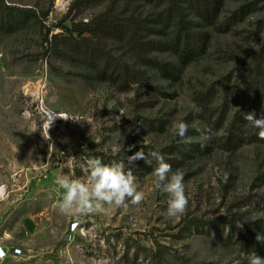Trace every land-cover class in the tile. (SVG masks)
Wrapping results in <instances>:
<instances>
[{"label": "rangeland", "instance_id": "rangeland-1", "mask_svg": "<svg viewBox=\"0 0 264 264\" xmlns=\"http://www.w3.org/2000/svg\"><path fill=\"white\" fill-rule=\"evenodd\" d=\"M1 1L12 9L0 20V199L15 203H0V236L38 233L62 248L78 222L69 264H246L253 250L264 257V240H257L264 237V180L257 181L264 176V142L220 148L225 130L215 123L225 111L226 127L239 110L264 109L240 77L242 65L264 59V0H219V21L201 26L212 35L209 53L176 81L139 63L125 42L85 34L146 72L142 82L118 83L100 80L73 58L68 33V39L53 35L110 6L124 16L152 17L161 9L158 0H69L65 8L58 0ZM154 55L176 62L169 53ZM209 88L216 95L213 118L196 102ZM50 112L69 120L51 119ZM177 122L188 124L184 138L175 133ZM208 128L214 135L204 141ZM141 148L160 152L183 173L189 199L183 215L166 216L168 195L155 187V160L128 163ZM100 154L123 160L145 199L136 206L129 201L127 209L61 214L57 176L83 179L81 165ZM24 199L31 203H19Z\"/></svg>", "mask_w": 264, "mask_h": 264}, {"label": "trees", "instance_id": "trees-1", "mask_svg": "<svg viewBox=\"0 0 264 264\" xmlns=\"http://www.w3.org/2000/svg\"><path fill=\"white\" fill-rule=\"evenodd\" d=\"M96 1V0H86ZM131 1V0H130ZM155 1V0H150ZM160 10L152 17L124 16L110 6L103 13L87 22L76 23L73 27H64L65 32L53 35L68 39L65 33L75 42L68 44L73 58L87 63L100 80L112 82H142L146 80V72L136 69L128 62L116 57L111 51L99 43H94L95 36L118 39L127 44L133 51L136 60L158 70L169 80H180L183 68L204 58L212 46V35L203 29V24L215 25L221 16L219 0H158ZM0 0V20L9 18ZM4 5V4H3ZM244 11H242V14ZM241 14V15H242ZM244 16V15H243ZM193 17V18H191ZM201 27V28H200ZM78 33L79 39L74 37ZM90 34L92 37L84 36ZM54 40V41H55ZM155 52L173 55L176 62L160 60ZM264 59L258 56L253 65H242L240 70L241 83L247 93L253 94L258 106L264 108ZM215 91L209 88L203 95L196 97V102L204 113L209 112L215 102ZM255 112L259 118L264 109L256 106L239 110L225 127L227 113L219 117L215 123L225 130L218 146L226 150H236L253 142H264L258 138V129L244 119L246 113ZM213 114V113H212ZM214 116V115H213ZM202 149V148H201ZM204 150V148H203ZM104 164L116 162L115 157L100 154ZM264 180L263 177H258Z\"/></svg>", "mask_w": 264, "mask_h": 264}, {"label": "clouds", "instance_id": "clouds-1", "mask_svg": "<svg viewBox=\"0 0 264 264\" xmlns=\"http://www.w3.org/2000/svg\"><path fill=\"white\" fill-rule=\"evenodd\" d=\"M244 119L250 122L259 131L260 140H264V113L259 118L255 112L246 113ZM178 137L184 138L188 133V124L177 122L173 125ZM204 141H210L214 133L211 128L201 133ZM206 144H201V148ZM129 164L135 161L144 160L151 164L152 160L157 162L153 170L155 187L168 195L166 216L175 218L183 215L189 203L186 195L184 175L181 171L172 170V165L165 161L164 156L158 151L145 153L143 148L127 157ZM85 173L83 179H72L65 175H58L56 184L64 190L62 200L57 204L61 214L75 216L85 213L105 212V206H116L127 209L129 201L131 205H140L145 199L143 191L138 190L136 177L133 171L128 168L123 160L104 164L100 158H91L86 164L81 165ZM3 194V186H0V195ZM257 240H264V237L257 236ZM246 264H264V257L258 255L254 250L248 252L244 257ZM236 264H241L240 260Z\"/></svg>", "mask_w": 264, "mask_h": 264}, {"label": "crops", "instance_id": "crops-1", "mask_svg": "<svg viewBox=\"0 0 264 264\" xmlns=\"http://www.w3.org/2000/svg\"><path fill=\"white\" fill-rule=\"evenodd\" d=\"M11 194L12 193H10V195ZM0 203L15 202L7 197L0 199ZM19 203L31 202L24 199ZM37 203H43V201ZM3 209L2 205H0V215L3 212ZM42 218L43 217H39L38 219ZM67 240L68 242L65 244V247L56 248V244L52 238L43 237V235L38 233L28 236L24 235L17 238H13L9 236V234H7L6 237L0 236V247L8 252V256L0 264H69L67 259L68 256H70L68 247L73 241H69L68 238ZM14 249H21L22 253H18L14 251Z\"/></svg>", "mask_w": 264, "mask_h": 264}, {"label": "built area", "instance_id": "built-area-1", "mask_svg": "<svg viewBox=\"0 0 264 264\" xmlns=\"http://www.w3.org/2000/svg\"><path fill=\"white\" fill-rule=\"evenodd\" d=\"M79 223L78 222H73L71 225V230L69 233V240L70 241H74L76 238V229L78 227ZM18 253H20V251H17ZM8 256V252L3 249L2 247H0V263L6 259V257Z\"/></svg>", "mask_w": 264, "mask_h": 264}, {"label": "bare ground", "instance_id": "bare-ground-1", "mask_svg": "<svg viewBox=\"0 0 264 264\" xmlns=\"http://www.w3.org/2000/svg\"><path fill=\"white\" fill-rule=\"evenodd\" d=\"M68 1H69V0H58V4H59V6L62 8V7H64V6L68 3ZM60 7H59V8H60ZM61 8H60V9H61ZM64 8H65V7H64ZM49 115H50V118H51V119L56 118L57 120H61V121H67V120H69V117H68L67 114H57V113H55V112H50ZM3 194H4V189H3ZM3 194H2V195H3ZM2 195H0V197H2Z\"/></svg>", "mask_w": 264, "mask_h": 264}]
</instances>
